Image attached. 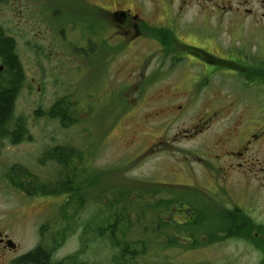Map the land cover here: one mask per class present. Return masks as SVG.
<instances>
[{
  "label": "rangeland",
  "instance_id": "1",
  "mask_svg": "<svg viewBox=\"0 0 264 264\" xmlns=\"http://www.w3.org/2000/svg\"><path fill=\"white\" fill-rule=\"evenodd\" d=\"M193 10L188 12L186 18L194 13ZM223 12L226 13L221 21L216 15L211 17L209 24L211 33L218 30L216 39L222 45L225 58L242 63L253 58L262 66L264 0H226V10ZM145 45L141 53L146 56L142 73L147 79L159 78L161 81L145 91L144 102L140 106H133L131 101V118L122 121L121 127L116 125L120 123L117 114L99 117L111 101V91L99 84L95 89L90 79L80 85L70 55H65L62 62L56 63L54 59H49L46 48L38 53H20L26 68L34 67L39 72L35 77L40 79L45 89V102L70 98L78 107L77 115L65 125L54 119L31 118L29 124L34 134L35 148L28 145L8 154L10 159L25 165L32 173H42L43 167L46 173L54 175L58 172L55 163H46L44 166L40 163L39 148L42 145H50L51 148L81 147L83 151L82 159L78 162L81 164L80 176L83 180L74 179L72 182H84L79 186L77 184V193L85 196L82 203L78 199L76 202L70 199L71 204H67L70 206L67 208L69 214L79 208L78 229L68 235L58 249L56 258L80 253V236L84 225L95 218L102 201L112 202L115 190L152 188L153 184H159L156 180H160L176 183L162 184V188L185 204L172 205L170 219L167 221L180 225L190 222V230L195 232V238L183 233L180 242L190 248L168 252L169 258L163 256L159 264H262L264 244L261 250L253 244L252 239L264 241V137L262 140H254L244 160L233 161L235 166L244 163L236 171L228 170L224 175L220 167L229 163L224 157L223 147L237 148L235 145H239L252 131L259 133L261 125L264 130V85L256 82V79L260 81L264 78V70L226 64L220 73H214L207 79V74L203 75L204 67L199 65L206 63L195 53V56L185 52L160 53L148 47L153 44L147 42ZM173 55H178L177 58L182 62L172 64L175 60ZM161 59L163 64H160ZM235 71L245 73V78ZM133 75L137 76V72ZM199 75H203L202 79L208 83L203 85L202 91H192L190 81ZM251 83L254 85L250 86ZM136 87L138 85H133V89ZM203 92L206 95H202ZM139 94L138 91L132 92V99ZM36 97L44 100L41 96ZM31 102V97L23 98L20 102L23 116L31 112ZM37 102L36 107L41 108L42 101ZM155 107L163 111L157 112ZM210 115L212 119L209 120ZM196 124L204 126V131L190 137L179 136L178 141L174 142V135ZM160 140L166 143L152 158L128 165L119 163L121 157L126 156L129 150L133 151L136 146L144 144L145 148ZM96 145L99 146L95 163L100 175L98 180H92V149ZM34 180L43 182L39 177H34ZM51 180L53 178L50 177ZM15 191L9 187L0 188V214L9 213L14 216L17 220L14 225L23 232L25 245L31 247L37 241V235L46 233L45 228L52 224L47 217H58L60 209L58 204L50 206L44 201H26L23 197H17ZM140 195L138 209L141 206L145 213L144 221L147 222L153 211L146 204L147 194L142 191ZM128 198L133 199L131 196ZM119 200L122 202L121 198ZM194 208L200 215L195 214ZM229 211H234L235 216ZM237 216L240 222L248 224L239 229L238 237L228 231ZM145 236L150 240L153 237L150 233ZM94 250L96 253H84L82 258L86 261L94 260L95 264H109L111 250L106 245L101 248L96 245Z\"/></svg>",
  "mask_w": 264,
  "mask_h": 264
},
{
  "label": "flooded vegetation",
  "instance_id": "2",
  "mask_svg": "<svg viewBox=\"0 0 264 264\" xmlns=\"http://www.w3.org/2000/svg\"><path fill=\"white\" fill-rule=\"evenodd\" d=\"M192 8L194 13L186 18ZM224 10H226V0H0V38L9 42L21 75L20 80L14 78L7 60L0 53V89L13 90L12 111L7 120L0 125V188L9 187L13 191L16 190L14 193L17 197L37 203L44 201L50 206L63 204L66 197L63 194H53L44 186V183L50 181V177L56 180L58 176L65 180V172L60 171L53 175L51 172L46 173L44 168L38 165L42 167L43 172L32 173L25 165L14 162L8 157V154L20 147L28 145L34 147V134L29 124L31 118L54 119L60 124L66 111L61 98L45 102L47 99L45 89L40 79L35 77L39 72H36L34 67L27 69L20 53L30 51L38 53L46 48L49 59H54L56 63L62 62L63 58H66L65 55H70L78 72L77 78L80 85L84 80L90 79L95 89L99 84L111 91V101L99 117L111 116V113L117 114L120 123L116 125L121 127L122 121L131 118L130 115L133 112L131 101L133 100V106H140L144 102L145 91L152 89V86L161 81L158 80L159 78L147 79L142 73L141 69L144 67L146 56L141 53L144 52L147 42L153 44L148 46L152 51L160 53L185 52L191 53L192 56H195V53L199 59L208 64H199L204 67L203 75L207 74V79L214 73H220L221 68L226 64L264 70V63L259 66L253 58L250 61L244 60V63L229 61L225 58L222 45L217 43L218 30L215 29L211 33L209 24L211 17L214 18L216 15L221 21L226 13L223 12ZM177 56L173 55L175 60L172 64L182 62ZM46 60L48 61L47 57ZM160 64H163V59ZM135 72L137 76L133 75ZM235 72L244 77L245 73ZM203 75L192 78L190 81L192 91H202L203 85L206 86L208 82L202 79ZM256 82L262 83L260 85L263 86L264 78L260 81L256 79ZM11 85H14V88ZM133 85L138 87L133 89ZM134 91L140 94L138 97H135V94L132 99ZM116 94L119 98L115 96ZM202 95L206 94L203 92ZM36 96H41L44 100ZM30 97L31 112L23 116L19 104L23 98ZM37 100L42 101L41 108L36 107ZM158 109L155 107L154 110L163 111ZM76 111L78 113V109ZM211 117L210 115L208 119H212ZM203 127L201 124H196L191 128L182 129L173 136V140L177 142L179 136L190 137L201 133L204 131ZM259 129H261L260 134L252 131L253 133L251 132L239 145H235L237 148L223 147L224 157L229 163L220 167L222 174L226 175L228 170L236 171L238 167L243 166L244 163L235 166L233 161L244 160L254 140L258 138L262 140L264 137L262 125ZM232 136L233 134L230 137ZM165 143L160 140L145 148L144 144L138 145L133 151L126 152L127 155L121 157L119 163L128 165L150 159L163 149ZM98 146L92 149V180H98L100 175L95 163ZM39 149L40 163L43 166L50 162L57 164L56 159L51 157L50 145H42ZM82 154L81 150L79 161L82 159ZM79 167H81L80 163ZM19 171L22 172L23 189H18L12 182ZM34 177L42 178L43 182L35 181ZM156 181L159 184H155V188H144V193L151 192L153 195H159L162 190L158 187L159 185L176 184L173 181ZM28 187L31 189L27 190ZM51 217H47L52 224L47 225L46 233L43 235L39 233L35 244L28 247L24 243L23 232L14 225L17 222L14 216L9 213L0 214V264H36L32 259H28V256L38 248L49 255V260L62 259L56 258L58 251L56 246L60 242L51 229L56 218ZM64 225L65 222L60 219L62 229ZM53 249H57L55 253Z\"/></svg>",
  "mask_w": 264,
  "mask_h": 264
},
{
  "label": "trees",
  "instance_id": "3",
  "mask_svg": "<svg viewBox=\"0 0 264 264\" xmlns=\"http://www.w3.org/2000/svg\"><path fill=\"white\" fill-rule=\"evenodd\" d=\"M0 53L7 60L14 78L20 80V69L16 58L11 52V46L9 42L3 41L1 38ZM14 85H16V82H14ZM14 85L11 86L14 88ZM12 98L13 90L0 89V125L7 120L12 111ZM62 103L65 104L66 111L62 116L61 123L65 125V123L70 122L73 116L77 115V106L70 98H63ZM78 148L80 149V147L58 146L52 147L50 151L52 159H56L58 172H65L66 177L65 180H62L57 176L56 180L44 183L45 188H49L53 194H63L66 196L64 203L57 205L60 209L59 215L51 227L60 242L56 246L58 249L65 243L68 235L72 234L74 229H78L79 222L77 219L80 211L79 208L74 207L75 210H72V213L69 214L67 209L70 207L67 204H71L69 200L71 199L72 202H76V199H78L82 203V198L85 196L77 193L79 191L78 186L84 182H72L74 179L83 180L80 176L81 170L78 163L81 150ZM21 175L22 172L19 171L18 175L14 176L15 180L12 181L13 185L18 189H23ZM155 187L156 185L153 184L152 188ZM158 187L162 189L159 195L145 192L147 194L145 195L147 197L146 204L153 211L151 219L147 220V222L144 221L145 213H143L141 206L138 209V201L140 200L138 197L142 196L140 194H142L144 188L132 190L117 189L114 192L115 195H113L114 199H112V202L102 201V206L99 210L97 209L95 218L93 217L89 223L84 225L82 235L80 236L81 250L79 254L63 257L58 260H49V255L43 249L38 248L28 256V259H32L36 264H95L94 260L86 261L83 259L82 254H90L91 252V255H93L92 251L96 253V250H94L96 245L100 248L102 245H106L111 250V258L108 257L109 264H159L162 257L164 256L168 259V252L174 249L188 250L190 248L189 245L184 246L185 244L183 245L180 242L182 240L180 237L184 236L183 233H186L190 237L195 238V232L190 230L192 224L187 222V224L180 225L167 221V219H170L171 206L174 204L181 206L183 203L172 197L169 192L164 191L163 185H159ZM29 189L31 187L27 188V190ZM129 196L133 197V199L128 198ZM166 197L170 198L167 199ZM119 198H121L122 202ZM96 207L98 208L97 205ZM193 211L196 215H200L195 208ZM229 213L235 216L234 211H229ZM60 219L65 222L63 229L60 226ZM238 222L240 221L237 216L233 226L228 228L229 234H232V236L238 237L239 229L248 225L247 222H240L241 224ZM184 228L186 229L184 230ZM149 233L153 236L151 240L145 236ZM252 240L253 244L259 249H263L264 241L259 240L258 242L260 243H258L257 240ZM55 250L57 249H53L52 251L55 253ZM262 251L264 252V249ZM262 264H264V261Z\"/></svg>",
  "mask_w": 264,
  "mask_h": 264
}]
</instances>
